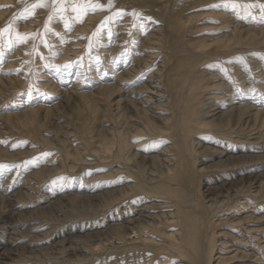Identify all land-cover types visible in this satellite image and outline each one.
<instances>
[{
    "label": "bare ground",
    "instance_id": "obj_1",
    "mask_svg": "<svg viewBox=\"0 0 264 264\" xmlns=\"http://www.w3.org/2000/svg\"><path fill=\"white\" fill-rule=\"evenodd\" d=\"M33 1L41 4L43 11L52 2L54 5L61 3L60 7L64 5V9L67 7L66 0ZM135 1L138 6L157 7L158 14L164 17L170 13L168 18H163L166 29L151 30L148 37L142 38L135 53L137 56L125 61L117 70L114 67L115 70L110 72L114 76L102 75L93 85H99L94 91L102 99L110 98L115 111L123 112L120 118H126L116 133L106 131L109 136L103 137L104 142L97 151L100 153L98 161L108 162L107 166H119L105 178L112 175L120 178L109 184L95 177L88 181L93 186L85 189L87 199L114 197L104 207L97 226L93 224L90 228L99 229L97 235L114 231L116 245L107 248L111 244L108 239L105 241L108 244L101 242L98 246L73 245L66 248L68 255L85 252L91 256L92 263L100 258L110 259L114 264H264V233L248 235L246 228L228 227L238 228L246 220L247 215L237 217L243 209L247 211L253 205L250 207L254 208L252 212H258L256 210L264 203V184L254 178L259 170V155L264 151V101L238 94L233 87L237 74L230 69L231 63L216 67L218 59L206 51L209 47L194 44L196 35L213 29L196 25V16L189 12L197 5L216 0ZM25 3L26 0H0V5H9L0 13V21L10 20ZM237 3L236 16L224 14L235 23L231 27L233 33L239 30L238 16L243 13L240 11L242 2ZM16 28L19 30V25ZM161 31L165 38L159 43ZM201 45L203 47V43ZM30 47L29 43L24 47L19 60L23 66L30 61ZM146 67L149 73L142 74ZM2 76L0 87L8 81ZM169 77L175 78L172 85L166 84ZM145 93L150 97L147 98ZM64 137V143L73 139L70 132ZM201 153L217 163L199 169L204 164L203 161L198 166L196 163L197 155ZM80 156L77 154L76 161L82 160ZM44 173L27 171L14 184H0V206L4 203L7 207L0 215V264H19L14 259V252L23 247L24 236L31 237L30 243L26 244L30 246L42 236L40 233H49L45 218L42 221L31 214L51 213L58 205V199L73 196L51 187L58 172L39 176ZM246 174L252 178L249 186L240 181ZM202 185L200 206L191 194L199 192ZM42 188L43 196L36 199L32 193ZM202 190L204 194L222 190V195L220 199H214L207 194L203 199ZM82 196L77 195L76 199H82ZM29 198L34 199L30 201ZM27 206L29 208L25 209ZM25 220L30 221L25 223ZM222 224H228L226 228L230 232L225 233L226 238L217 230ZM26 227L34 233L33 237L21 231ZM239 240L242 241L241 248ZM63 254L62 248L58 255L62 258ZM44 262L56 264L58 261L46 258Z\"/></svg>",
    "mask_w": 264,
    "mask_h": 264
},
{
    "label": "rangeland",
    "instance_id": "obj_2",
    "mask_svg": "<svg viewBox=\"0 0 264 264\" xmlns=\"http://www.w3.org/2000/svg\"><path fill=\"white\" fill-rule=\"evenodd\" d=\"M87 1L93 3L87 4ZM237 2H242L240 11L243 13L238 16L241 22L239 30L233 33L231 27L235 23L232 19L230 23L226 16L238 14ZM60 4L54 5L52 2L44 12L41 4L26 0L18 14L8 21H0V76L2 74V77L8 79L7 83L0 87V152H3L0 153V184H14L27 171L45 172L40 174V177L58 172L57 177L54 176V184H50L51 187L65 190L62 194L73 195L66 200L58 199V205L50 211L51 213L43 216L30 215L33 218L38 216L42 221L45 218L49 233H40L42 236L30 246L26 244L30 243L31 237L24 236L21 242L23 247L14 252V259L19 264H30L34 261L43 264L46 258L55 259L58 261L56 264H114L110 259L100 258H96L92 263L91 256L85 252L69 256V250L66 249L82 244L98 246L101 242L107 243V239L111 242L107 243V248L116 245L114 231L108 232L107 235H97L95 233L99 232V229L90 228L93 224L97 226L106 209L104 207L114 197L87 199L85 189L93 186V183L88 181L95 177L103 182L108 181L109 184L120 178L118 175L105 178L119 166H107L108 162L98 161L97 155L100 153L97 154V151L104 142L103 137L109 136L106 131L116 133L126 118H120L123 112L115 111L110 98L102 99V96L94 91L99 85H93L102 75L114 76L110 74L114 67L117 70L125 61L137 56L142 38L148 37L152 33L151 30L158 27L166 29L163 18H168L170 12L164 17L158 14L157 7L146 4L138 6L135 0H66L65 9L64 5L60 7ZM225 4L229 6L225 7ZM232 4L236 7L233 8ZM214 5L219 7H213ZM262 5L264 0H216L191 8L189 14L196 16V25L213 29L196 35L194 44L201 48L209 47L206 51L218 59L216 67H223L225 64L228 66L231 63L230 69L235 70L237 74L233 87L238 94H248L249 97L264 101ZM8 8L9 5H0V13ZM18 25L19 30L16 28ZM163 38L165 37L161 31L158 36L159 43ZM217 40L218 43L215 42ZM28 43L31 45L32 55L28 65L23 66L19 60ZM219 50L221 52H218ZM241 68L244 69L240 70ZM203 70H206V67H203ZM149 71L146 67L142 74H148ZM174 79L169 77L166 84L172 85ZM212 85L213 83L210 87ZM145 96L149 98L150 94L145 93ZM66 132L72 133L73 139L64 143ZM77 154L81 155V161H76ZM259 156V170L254 174V178L264 184V151ZM201 161L204 164L199 166V169L217 163L204 153L197 155V166ZM240 181L249 186L252 178L246 174ZM200 185L201 181L198 187ZM202 188L203 185L198 194H191L200 206ZM43 192V188L38 189L32 195L39 199ZM221 192L222 190H211L204 194L202 190V196L204 199L208 194L214 199H220ZM77 195L84 196L82 199H76ZM29 199L31 201L34 198ZM1 206L0 215L7 211L4 203ZM252 206L250 205L247 211L243 209L237 216L247 215L238 228L228 227L246 228L248 235L264 233V203L256 210L258 212H252ZM28 208L29 206L25 209ZM251 213L252 215L248 216ZM29 221L25 220V223ZM227 225L222 224L217 228L221 237L226 238L225 233L230 232L226 228ZM21 231L33 237L34 233L28 231L27 227ZM238 244L241 248L242 241L239 240ZM62 248L64 257L60 258L58 253Z\"/></svg>",
    "mask_w": 264,
    "mask_h": 264
},
{
    "label": "snow or ice",
    "instance_id": "obj_3",
    "mask_svg": "<svg viewBox=\"0 0 264 264\" xmlns=\"http://www.w3.org/2000/svg\"><path fill=\"white\" fill-rule=\"evenodd\" d=\"M224 6H225V7H228L229 5H228V4H225ZM231 6H232L233 8L236 7L235 4H232ZM213 7H219V5H214ZM261 7L264 8V5H262ZM74 10H75V9H74Z\"/></svg>",
    "mask_w": 264,
    "mask_h": 264
}]
</instances>
